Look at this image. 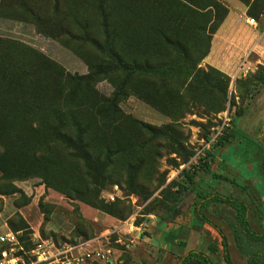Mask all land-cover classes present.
Listing matches in <instances>:
<instances>
[{
    "label": "rangeland",
    "instance_id": "rangeland-1",
    "mask_svg": "<svg viewBox=\"0 0 264 264\" xmlns=\"http://www.w3.org/2000/svg\"><path fill=\"white\" fill-rule=\"evenodd\" d=\"M163 1L0 0V53L31 77L41 72L35 88L48 105L32 123L19 108L39 161L5 157L0 237L49 241L53 256L41 264H177L192 249L227 264L203 216L223 231L234 264H264V0H196L204 3L198 14L182 9L183 0ZM111 46L157 72L98 69L104 74L89 92H77L66 77L113 64ZM52 104L88 126L89 160L79 149L72 159L47 147ZM219 133L230 136L225 148L216 145ZM215 193L248 204L247 220L262 237L246 239L228 204L205 201ZM24 250L15 254L21 264H35Z\"/></svg>",
    "mask_w": 264,
    "mask_h": 264
},
{
    "label": "trees",
    "instance_id": "trees-1",
    "mask_svg": "<svg viewBox=\"0 0 264 264\" xmlns=\"http://www.w3.org/2000/svg\"><path fill=\"white\" fill-rule=\"evenodd\" d=\"M171 0L163 1L164 3L168 4ZM185 3H178L182 9H186L187 12H191L192 14L200 13L199 10H204L203 2L196 1V0H183ZM161 6L160 8L166 7V4H162L158 2ZM103 5V4H102ZM155 3L153 6H156ZM189 7H188V6ZM214 4L211 5L210 8L214 9ZM193 8V9H192ZM103 14H105V19H108L106 16L105 7L102 8ZM169 13V10L167 11ZM67 19L70 16V11L66 13ZM39 18V17H38ZM40 19V18H39ZM42 22V21H41ZM68 34L70 36L74 35L70 28L67 27ZM217 27L213 29L216 31ZM164 41L170 43V45H176L173 39L167 34L163 35ZM173 41V42H172ZM11 43V41H6ZM177 43H181L180 41H176ZM96 43V41H95ZM97 45H101L100 43H96ZM7 48V47H6ZM8 49V48H7ZM110 58L113 60V64H108L106 62H102L97 67L92 66L91 70L92 73L84 76H67L66 79H73L77 83L76 90L77 92H89V88L94 85L95 77L99 73L97 70L101 69L106 74L107 72L113 73L118 71L128 72L131 75L138 73V72H145V73H155L157 72L156 67H151L150 65L147 66H139L137 63H134L132 60L127 61L122 55L120 51H117L113 46H111L110 51L108 53ZM11 60L0 53V168H4L6 164V156H18L22 155L26 158L28 157L27 154H30V157L34 159H39L37 152H31V150L27 146V138H26V127L21 129L19 124V108L24 107L25 111L23 115L26 117V121L35 120L34 118L39 113L38 108L42 105L45 106V101L43 100V95L35 88V84L39 82V78H41V72L35 73L32 77L29 76L30 68L29 67H22L11 64ZM62 70V69H61ZM57 74L58 79L63 76L62 72L55 73ZM105 74V75H106ZM43 84V83H42ZM39 92V93H37ZM122 91H117L115 97L118 99L121 96ZM100 96L98 94H95ZM102 100V98H99ZM104 101V100H103ZM69 105H73V102H68ZM111 105L113 108H116V101H112ZM48 106V105H47ZM45 106V107H47ZM26 107L28 108L26 110ZM43 107V108H45ZM50 111H52V116L50 119H46L47 124L45 125L46 130L45 132L47 135L50 136L51 140L48 141L47 147H52L56 145L59 147V150L65 153L69 158L75 159L77 155V150H81L83 154L89 160L91 157L89 151V143L86 142V136L89 132L88 126H83L82 123H79L76 120L71 112H62L55 107V104L49 105ZM71 121V122H70ZM32 123V121H31ZM39 128V127H38ZM31 127L34 130V133H42V129H38ZM24 133V137L22 134ZM229 136V135H228ZM230 137V136H229ZM223 134L219 137L216 145L218 147L225 148L228 138ZM19 141H26V145L20 146ZM2 158V159H1ZM39 161V160H38ZM264 166V162H263ZM208 168V164H206ZM51 168L46 167L45 172L47 174L50 173ZM34 174L33 171H29L26 173V177L32 176ZM204 185V184H202ZM202 185L200 186L197 192V195L203 196L201 190H203ZM205 187V185H204ZM205 200H213L228 204L232 209L235 211L236 219L241 222L243 225H247L246 215H247V205L243 202L238 200L237 198L226 197L221 194L215 193L211 195H205ZM174 206L169 207V210H172ZM208 222V221H207ZM209 224L216 228V226L209 221ZM14 233V232H13ZM18 235V233H15ZM222 234V233H221ZM19 246L17 247V252L25 251L24 248H27L30 252L36 247V244L33 242L26 243V239H24L23 235H18ZM223 244H224V251L226 252L225 258L229 264H232L230 260V256L227 249V243L225 238L223 237ZM3 250H8L9 246L2 243ZM24 246V247H23ZM22 254V252H20ZM19 255V253H18ZM210 264V260L206 255H203L200 252L192 250L188 252L184 257L177 264Z\"/></svg>",
    "mask_w": 264,
    "mask_h": 264
},
{
    "label": "built area",
    "instance_id": "built-area-1",
    "mask_svg": "<svg viewBox=\"0 0 264 264\" xmlns=\"http://www.w3.org/2000/svg\"><path fill=\"white\" fill-rule=\"evenodd\" d=\"M251 26L256 27L257 22L254 18L249 19L247 21ZM220 134V133H219ZM222 136L221 134L217 137V141L219 137ZM0 241L9 246L8 250L3 251V256H5V260L3 262L1 261L0 264H21L24 262V260H21L18 256H16L17 247L19 246V240L18 235L13 232H8L0 237ZM34 243L36 244V247L31 251L30 254L34 256L36 259L35 264H41L39 263L42 260L48 261L53 256L54 251V245H52L49 241H45V239L41 237H35ZM83 260L76 259L75 261H67L66 264H82Z\"/></svg>",
    "mask_w": 264,
    "mask_h": 264
},
{
    "label": "flooded vegetation",
    "instance_id": "flooded-vegetation-1",
    "mask_svg": "<svg viewBox=\"0 0 264 264\" xmlns=\"http://www.w3.org/2000/svg\"><path fill=\"white\" fill-rule=\"evenodd\" d=\"M202 191V190H201ZM239 200V199H238ZM206 201V200H205ZM241 201V200H240ZM245 203V202H244ZM246 204V203H245ZM247 205V215H246V220H247V216H248V211H249V206H248V204H246ZM261 205V204H260ZM232 208V207H231ZM261 208H262V206H261ZM263 209V208H262ZM190 211V210H189ZM231 214L233 215V217H234V219H235V222L236 223H238V224H240L241 226H242V230L243 231H241L244 235H245V238L246 239H258V238H261V237H259L257 234H255L253 231H252V229H251V227H250V224H249V222H248V220H247V225L248 226H246V225H243L241 222H239L237 219H236V217H235V211L233 210V209H231ZM205 222V224L206 225H208L209 227H211V228H213L215 231H216V233L219 235V238H221L220 239V241H221V246H222V251H223V255H224V259H225V261H226V258H225V254H226V252L224 251V244H223V237L225 238V241H226V243H227V249H228V253H229V243H228V241H227V238H226V236L224 235V233H223V231L220 229V228H218L212 221H210L207 217H205V216H203V218H202ZM208 221V222H207ZM209 221L211 222V223H213L215 226H216V228H214L213 226H211L210 224H209ZM222 233V234H221ZM250 247L251 248H253L254 247V244H252V245H250ZM192 250H195V251H197V252H200V253H202L203 255H206L208 258H209V260H210V264H212V261H211V259H210V257H209V255L207 254V253H205V252H203V251H198V250H196V249H192ZM192 250H190V251H192ZM190 251H188V252H190ZM187 252V253H188ZM229 256H230V253H229ZM184 257V256H183ZM230 260H231V256H230ZM227 262V261H226ZM231 262H232V264H234L233 263V261L231 260ZM193 264V263H192ZM227 264H229L228 262H227Z\"/></svg>",
    "mask_w": 264,
    "mask_h": 264
},
{
    "label": "crops",
    "instance_id": "crops-1",
    "mask_svg": "<svg viewBox=\"0 0 264 264\" xmlns=\"http://www.w3.org/2000/svg\"><path fill=\"white\" fill-rule=\"evenodd\" d=\"M188 251H190V250H188Z\"/></svg>",
    "mask_w": 264,
    "mask_h": 264
}]
</instances>
